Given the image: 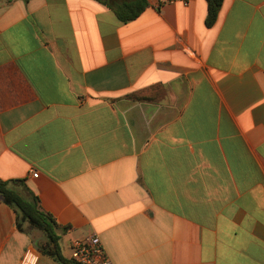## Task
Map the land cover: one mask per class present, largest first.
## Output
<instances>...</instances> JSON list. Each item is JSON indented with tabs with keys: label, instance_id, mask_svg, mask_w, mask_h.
Returning a JSON list of instances; mask_svg holds the SVG:
<instances>
[{
	"label": "crops",
	"instance_id": "crops-1",
	"mask_svg": "<svg viewBox=\"0 0 264 264\" xmlns=\"http://www.w3.org/2000/svg\"><path fill=\"white\" fill-rule=\"evenodd\" d=\"M207 11L0 0V179L38 197L65 258L96 235L113 264H264V0ZM17 218L0 198V264H60Z\"/></svg>",
	"mask_w": 264,
	"mask_h": 264
},
{
	"label": "trees",
	"instance_id": "trees-1",
	"mask_svg": "<svg viewBox=\"0 0 264 264\" xmlns=\"http://www.w3.org/2000/svg\"><path fill=\"white\" fill-rule=\"evenodd\" d=\"M96 1L112 10L116 18L122 23L133 21L148 7V0ZM206 1L208 6L206 24L212 26L216 21L223 0ZM0 198L17 213V227L19 230H23V226L27 225L45 234L47 241L42 247V252L45 255L60 264H78L61 254L58 225L50 214L40 210L38 197L24 186L22 180L4 181L0 179ZM67 230L68 227H64L60 229V232L63 233Z\"/></svg>",
	"mask_w": 264,
	"mask_h": 264
},
{
	"label": "built area",
	"instance_id": "built-area-1",
	"mask_svg": "<svg viewBox=\"0 0 264 264\" xmlns=\"http://www.w3.org/2000/svg\"><path fill=\"white\" fill-rule=\"evenodd\" d=\"M177 0H156V8L161 4H175ZM183 5H188L189 0H180ZM33 177L37 174L33 173ZM69 259L78 264H113L110 260L101 239L96 236H90L82 240L72 241L70 244ZM39 255L32 249H26L18 264H38Z\"/></svg>",
	"mask_w": 264,
	"mask_h": 264
},
{
	"label": "rangeland",
	"instance_id": "rangeland-1",
	"mask_svg": "<svg viewBox=\"0 0 264 264\" xmlns=\"http://www.w3.org/2000/svg\"><path fill=\"white\" fill-rule=\"evenodd\" d=\"M39 244V243H38Z\"/></svg>",
	"mask_w": 264,
	"mask_h": 264
}]
</instances>
